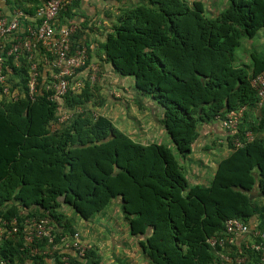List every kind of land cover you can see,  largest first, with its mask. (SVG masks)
I'll return each mask as SVG.
<instances>
[{"label":"trees","instance_id":"16d2710c","mask_svg":"<svg viewBox=\"0 0 264 264\" xmlns=\"http://www.w3.org/2000/svg\"><path fill=\"white\" fill-rule=\"evenodd\" d=\"M44 1L4 0L9 13L0 10V17L15 11L32 15ZM127 2L128 7L106 16V29L100 19L83 21V28L89 23L90 31L104 38L95 43V53L83 42L88 59L78 71L96 64L100 74L93 84L84 81L79 93L63 98V108L73 112L65 122H58L59 104L48 99V70L43 69L30 99L23 54L19 67L14 56L4 63L10 91L0 100V226L15 220L5 228L12 234L0 236V257L8 264H62L63 254L54 253L53 262L44 255V241L35 243L39 250L34 257L27 255L25 220L48 219L57 244L61 237L79 233L63 214L64 207L90 222L113 200L120 204L144 264H220L206 241L222 236L229 219L250 228L248 241L261 240L253 234L264 233V205L248 194L256 184L264 194V138L259 136L264 111L250 85L264 71V50L247 61L239 51L243 39L264 29V0H226L225 8L210 17L200 0ZM71 5L59 12L60 19H70L79 0ZM81 35L77 30L72 36L73 48L84 41ZM105 66L124 84L133 80L128 90L124 84L114 87L123 97L117 98L104 83ZM125 99L126 109L130 100L140 111L145 103L157 106L155 120L184 165L167 146L139 143L105 114L93 112ZM240 107L246 112L237 130L226 132L230 154L218 161L209 184L190 183L186 160L199 139L198 128ZM253 110L259 124L251 122ZM247 131L253 136L249 141ZM224 251L229 253V246ZM65 255L70 264H101L95 245L82 259Z\"/></svg>","mask_w":264,"mask_h":264},{"label":"built area","instance_id":"2783aa9c","mask_svg":"<svg viewBox=\"0 0 264 264\" xmlns=\"http://www.w3.org/2000/svg\"><path fill=\"white\" fill-rule=\"evenodd\" d=\"M73 0H45L34 14L28 15L22 11H15L10 16L0 17V100L8 97L10 88L5 85L4 63L9 56H14L16 67H19V54H23L27 64V88L30 99L37 92L40 76L43 69L48 70L51 86L46 87L50 91L48 99L59 104L58 122L62 123L71 119L72 111L63 108V98L68 93H79L84 81L93 84L97 78L98 66L92 64L84 68L88 59L87 48L81 42L72 46V36L77 32L79 24L70 19H60L58 14L65 8H71ZM75 12V11H74ZM73 12V14H74ZM41 68V69H40ZM43 83V82H42ZM251 86L256 92L257 107L264 110V71L251 80ZM17 99L16 94L13 95ZM78 113L79 109L76 110ZM244 108L228 111L222 120L223 129L229 133L237 130ZM246 141L252 139L250 132L244 134ZM235 146H240L237 141ZM3 222L0 226V236L11 235L12 231L5 228L14 225ZM224 234L207 239V245L216 251L220 264H264V233L255 232L253 237L261 240L248 241L247 235L250 229L237 219H229L224 224ZM52 226L48 219H27L24 222V250L29 257L38 253L36 242H46L44 255L51 257L54 253L62 255V264H70L65 253H69L78 259L84 258L91 249L90 243L76 232L72 237H61L54 244ZM238 243V244H237ZM230 252H225L228 247ZM219 247L221 249L216 250ZM236 251L239 253L237 254ZM0 264L8 262L0 257Z\"/></svg>","mask_w":264,"mask_h":264},{"label":"rangeland","instance_id":"374dc122","mask_svg":"<svg viewBox=\"0 0 264 264\" xmlns=\"http://www.w3.org/2000/svg\"><path fill=\"white\" fill-rule=\"evenodd\" d=\"M205 3L207 6L206 15L208 17L213 16L222 11L226 6V0H200ZM206 9V8H205ZM213 13V14H212ZM261 38V39H260ZM264 43V29L258 32L257 36L253 39L242 40V47L239 53L241 54L240 58L242 61H247L249 56L255 51L264 50L263 46L259 44ZM247 45H251L248 48ZM264 56V54H263ZM247 57V58H246ZM99 69V67H98ZM100 70V69H99ZM111 70V69H110ZM109 72V73H108ZM100 74V71H98ZM108 73V75H106ZM105 76V84L110 86L114 92V95L119 98L123 97L122 93L116 90V87L121 88L124 84L121 82V79H118L115 75H113L109 70L104 73ZM130 82H125V86L123 88H130V83L133 80L129 79ZM127 83V85H126ZM113 86V87H112ZM115 87V88H114ZM114 88V89H113ZM128 90V89H127ZM125 92V91H124ZM125 98V97H124ZM123 98V100H124ZM115 104V102H113ZM116 105H112V110L106 109L102 110V108H94L93 112L95 114H105L108 116L110 113V118H113V122L115 125L123 131L125 134L132 137L134 140L143 143H157L167 146L170 150L173 151L174 156L179 161L181 165H184V162L180 159V157L175 153L170 140L162 127L159 125H151L152 120L143 119L142 115H139L135 105L133 102L128 105L129 109H126L123 105L127 103L125 99V103L116 102ZM109 107V106H107ZM108 110V112H107ZM107 113V114H106ZM155 120V119H153ZM148 124V125H147ZM142 137H147L150 139L146 140ZM190 163L187 162L186 171L189 170ZM186 174H188L186 172ZM256 202L259 204V199H256ZM63 214L72 222L73 227L79 231L81 236L87 240L90 244L95 245L101 254V264H140L144 260L136 259V254H141L137 244L136 239L132 238L130 241L128 238L124 237V230H126V221L123 219L120 204L117 200H113L110 205L106 208L104 214L96 215L91 219L90 222L82 221L78 216L74 214V212L68 207L63 208ZM106 216V218L104 217ZM102 224H105L106 228H101ZM264 229V225L262 227ZM133 240V241H132ZM132 242V243H131ZM134 246L133 253L130 251L131 244ZM138 249V250H137ZM136 252V253H134ZM141 259L143 256L141 254ZM134 262V263H133ZM138 262V263H136Z\"/></svg>","mask_w":264,"mask_h":264},{"label":"crops","instance_id":"0c3cea01","mask_svg":"<svg viewBox=\"0 0 264 264\" xmlns=\"http://www.w3.org/2000/svg\"><path fill=\"white\" fill-rule=\"evenodd\" d=\"M128 5L129 3L127 2V0H79V8L75 10L72 16V20L77 22L78 24L80 23L78 30L82 33L81 39L84 40L81 42H88V44L91 45L90 48L95 53V43L97 44L99 42H102L104 37L99 36L98 34L90 31L89 23L88 25H86L85 28H83L82 25L84 23L83 21L85 20V18H89L92 20L100 19L104 23L102 26L106 29L109 26L110 20L109 18H106V16H114L118 13V10H121L124 7H128ZM0 10L4 11V13H9L7 7L4 6V0H0ZM97 26L99 25L97 24ZM259 45L264 47V43H261ZM247 47L249 48L250 45H247ZM105 70H109L113 75H115L108 66H105ZM108 73L106 75H108ZM124 89L126 90L127 88L125 87ZM131 102L132 101L130 100L128 102V105H130ZM123 106L125 107V104ZM154 107L157 106L145 103V107L142 109V111L137 109V107L136 109L139 112L138 114L143 116V119L152 120L150 126H160V124L156 120H153L155 119L153 113ZM106 109L112 110V106H109ZM155 111L157 112V114H159L158 108ZM252 112L253 113H251V122L254 124H259L260 120L257 119V111L253 110ZM107 117L110 118V113H108ZM110 119L113 120V118ZM198 134L200 136L195 145V149L193 153L188 157V160H186V166L187 162L190 163L189 170L186 172L188 173V179L190 183L205 185L209 184L213 179L218 161H220L222 158L227 157L230 154L231 150L228 147L226 131L222 127L221 120H214L208 123L207 125H201L198 128ZM259 136L264 138V133L261 131V133H259ZM142 138L150 141V139L147 137ZM258 186L259 185L256 184L254 186V190L251 191L248 195L251 200L253 199L254 201H256V199H259V204L264 205V194L260 193ZM101 228L107 229L105 224H102ZM129 236L130 234L128 233V229L124 230V237L128 238ZM132 238L133 237L130 236L128 240L130 241V239ZM133 246L134 245L131 244L130 247V251L132 253L134 251ZM136 259L144 260V258L141 259V254H136ZM140 264H144V261H142Z\"/></svg>","mask_w":264,"mask_h":264},{"label":"clouds","instance_id":"9594fccd","mask_svg":"<svg viewBox=\"0 0 264 264\" xmlns=\"http://www.w3.org/2000/svg\"><path fill=\"white\" fill-rule=\"evenodd\" d=\"M254 38H255V37H254ZM249 40H250V39H249ZM257 75H258V74H257ZM252 79H253V78H252ZM250 83H251V82H250ZM250 85H251V84H250ZM251 87H252V86H251ZM252 88H253V87H252ZM241 108H244V112H246V108H245V107H240V108H238V109H241ZM238 109H235V110H238ZM260 109H261V108H260ZM262 110H263V109H262ZM230 111H231V110H230ZM263 111H264V110H263ZM243 114H244V113H243ZM242 117H243V115H242ZM223 119H224V118H223ZM223 119H222V120H223ZM241 119H242V118H241ZM222 120H221V123H222ZM240 121H241V120H240ZM247 132H249V131H247ZM247 132H246V133H247ZM251 135H252V134H251ZM252 138H253V136H252ZM236 142H237V141L234 142V145H235ZM237 147H238V146H237ZM240 222H241V221H240ZM249 229H250V228H249Z\"/></svg>","mask_w":264,"mask_h":264}]
</instances>
